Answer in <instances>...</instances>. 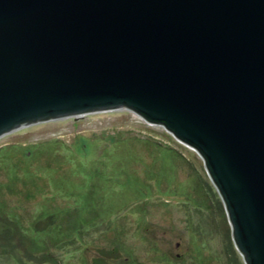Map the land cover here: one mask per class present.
I'll return each mask as SVG.
<instances>
[{
    "label": "water",
    "instance_id": "1",
    "mask_svg": "<svg viewBox=\"0 0 264 264\" xmlns=\"http://www.w3.org/2000/svg\"><path fill=\"white\" fill-rule=\"evenodd\" d=\"M115 111L201 157L264 264V0H0V137Z\"/></svg>",
    "mask_w": 264,
    "mask_h": 264
},
{
    "label": "rangeland",
    "instance_id": "2",
    "mask_svg": "<svg viewBox=\"0 0 264 264\" xmlns=\"http://www.w3.org/2000/svg\"><path fill=\"white\" fill-rule=\"evenodd\" d=\"M215 193L193 149L130 111L25 125L0 137V264H243Z\"/></svg>",
    "mask_w": 264,
    "mask_h": 264
},
{
    "label": "trees",
    "instance_id": "3",
    "mask_svg": "<svg viewBox=\"0 0 264 264\" xmlns=\"http://www.w3.org/2000/svg\"><path fill=\"white\" fill-rule=\"evenodd\" d=\"M28 152V154L29 153H31V152H29V151H27ZM215 197L217 198V201H216V204H218L219 206H220V203H221V201H219L220 199H219V197L216 195V193H215ZM45 227V226H44ZM78 232V231H77ZM13 233V230H12V228L11 227H7V229H5V230H3V231H0V237H7V238H9V237H11V234ZM230 237H231V235H230ZM78 239V237H76V236H74L73 237V239H71V240H69V241H66V242H64V243H61V244H59V245H57V247H61L62 245H64L65 246V244H67V245H71V244H75V245H77V240ZM81 244H82V242H81ZM230 245H231V243H230ZM232 246V245H231ZM233 247V246H232ZM3 253V255H1V256H4V257H6V258H12V254H10L11 252L10 251H3L2 252ZM107 253V252H106ZM105 253V254H106ZM116 255V251L115 250H112L111 251V253H107L106 255H100L101 257H103V259H97L96 260V263L95 264H105V262H104V259H105V256L106 257H114ZM12 260V259H11ZM243 263V262H242Z\"/></svg>",
    "mask_w": 264,
    "mask_h": 264
}]
</instances>
